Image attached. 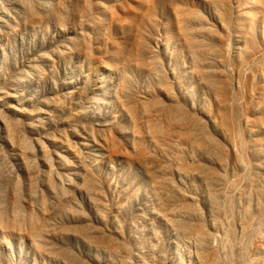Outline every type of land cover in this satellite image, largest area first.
<instances>
[{"label":"rangeland","instance_id":"obj_1","mask_svg":"<svg viewBox=\"0 0 264 264\" xmlns=\"http://www.w3.org/2000/svg\"><path fill=\"white\" fill-rule=\"evenodd\" d=\"M0 264H264V0H0Z\"/></svg>","mask_w":264,"mask_h":264},{"label":"bare ground","instance_id":"obj_2","mask_svg":"<svg viewBox=\"0 0 264 264\" xmlns=\"http://www.w3.org/2000/svg\"><path fill=\"white\" fill-rule=\"evenodd\" d=\"M186 27H187V26H186ZM186 30H187V29H186ZM186 30H185V31H186ZM185 31H184V32H185ZM186 33H188V31H187Z\"/></svg>","mask_w":264,"mask_h":264}]
</instances>
